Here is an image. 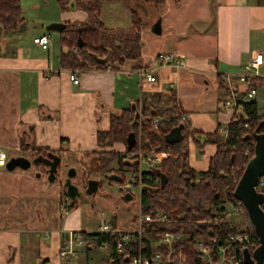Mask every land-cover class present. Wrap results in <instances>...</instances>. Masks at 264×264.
I'll use <instances>...</instances> for the list:
<instances>
[{"label":"crops","instance_id":"1","mask_svg":"<svg viewBox=\"0 0 264 264\" xmlns=\"http://www.w3.org/2000/svg\"><path fill=\"white\" fill-rule=\"evenodd\" d=\"M74 1L62 0V4L59 0H20L22 25L14 31H2L0 111L12 129L0 131V135L8 134L2 142L18 146L25 139L33 149L88 155L101 149L96 133L108 128L110 114L134 102L152 106L175 102L185 112L190 130L210 133L220 126L228 127L236 111L226 104V76H232L237 91H244L246 85L234 76L255 51L262 53L257 72L264 79V0H165L161 8L131 0L148 23L141 39L153 33L150 28L161 16V32L157 35L167 25L170 34L166 39L174 38L173 45L163 51L172 52L182 65L159 64L155 56L160 50L154 55L143 51L138 61L141 68H133V62L128 61L118 69L109 64L100 69H77L78 83L74 84L69 73L76 68L62 65L66 48L60 43L59 32L45 30L50 22L85 20L86 12ZM118 3L102 2L101 18L108 28L122 27L113 23L127 19V5L122 2V9ZM29 28L31 39L26 36ZM49 32L57 33L56 41ZM44 33L49 35L45 50L32 41ZM144 69L154 76V81L140 77ZM210 88L214 94L206 100L205 91ZM186 89H194L195 93ZM255 101L262 113L264 107H259V101H264V84L256 85ZM4 127L5 122H0V128ZM187 144L188 165L195 171L206 170L216 145L207 143L200 152L191 136ZM103 149L123 152L125 145L116 142ZM137 163L138 168H146L142 161ZM63 215L62 224H57L53 216L44 217L39 224L16 226L12 218L6 224L0 223V264H69L59 256L65 232L83 229L78 212Z\"/></svg>","mask_w":264,"mask_h":264},{"label":"trees","instance_id":"2","mask_svg":"<svg viewBox=\"0 0 264 264\" xmlns=\"http://www.w3.org/2000/svg\"><path fill=\"white\" fill-rule=\"evenodd\" d=\"M62 3V0H59ZM105 0H75L74 5L83 9L87 16L80 22L67 23L59 32L60 43L66 48L62 55V65L67 68L100 69L106 65L120 68L126 62H133V68L143 67L139 64L141 56V33L148 27L131 0L123 1L130 15L127 28L105 26L101 18L102 2ZM161 8L165 0H134ZM63 4V3H62ZM23 23L20 0H0V29L14 31ZM81 40V45L77 40ZM77 48L78 54L73 52ZM80 56V61L78 60ZM264 84V79L257 77L252 85ZM227 88V86H223ZM137 113V115H136ZM185 112L173 102L171 105L149 103L139 105L134 102L119 112L110 114L106 130H97L96 139L101 147L90 154L96 155L100 167L109 164L111 158L116 161V168L109 166L112 172L120 173L125 179V170H138L136 156L127 155L138 151H158L167 156L156 166L141 172L143 186L139 194L140 210L158 208L170 214L173 221L166 224L143 223L142 233L153 237L164 231L184 234L185 237L175 242L174 248L183 247V256L191 264H201L194 240L203 238L206 243L222 240L229 233L245 232L257 245V236L253 230L243 204L232 192L248 159L253 155V131H264V111L258 112L255 100L238 101L236 111L227 127L224 137L218 130L202 132L190 130L187 122H182ZM155 120L157 124L154 125ZM179 123H183L180 140L167 141L165 136ZM133 131L136 142L130 150L126 149L125 139ZM191 136L201 152L207 143L215 144L216 153L209 160L206 170L195 171L187 162V139ZM116 142L125 145L123 152L104 150ZM40 151V149H38ZM248 152V154H246ZM225 204L240 207L244 216V227H237L227 220ZM264 210V203L262 205ZM83 239L92 237L89 248L100 242H109V264H128L138 250H149L147 241H139L137 235L124 246L122 252L116 251L119 234L102 235L98 232H80ZM93 244V245H92ZM87 252V251H86Z\"/></svg>","mask_w":264,"mask_h":264},{"label":"rangeland","instance_id":"3","mask_svg":"<svg viewBox=\"0 0 264 264\" xmlns=\"http://www.w3.org/2000/svg\"><path fill=\"white\" fill-rule=\"evenodd\" d=\"M115 2H119L118 4L124 9L123 1L115 0ZM129 3L134 6L133 1ZM125 13L128 15L127 19L124 20L122 18L121 22H114L113 25L122 27L129 26L130 16L127 8ZM140 14L142 15V13ZM158 17L154 20L155 22ZM30 28L26 36H29L31 39L33 34ZM49 33L54 36L53 39L56 41L57 33ZM169 34L170 29L167 25H163V32L161 35L154 33L147 35V37L142 39V43L144 42V44L143 48L141 46V52L144 53L143 51H146L154 55L153 53L158 50L161 52L163 49H169L174 41V38L173 40L166 39ZM189 35L190 38L188 36L187 40L190 42L192 39L191 34ZM159 40L161 42H159ZM187 91L189 93H195L194 89H186V92ZM205 93L206 100H208L209 97L214 94L213 88L206 90ZM259 107H264V101H259ZM263 111L264 109L261 112ZM3 114L4 113L0 111V119L6 117ZM3 121L5 122V127L0 128V131H2V129L4 130L3 132L6 133L12 131V129L7 126L9 124L8 120L4 118L0 120L1 123ZM7 135L8 134L0 135V144L3 147L0 151L5 152L8 156L24 155L31 158L38 152V149H33L34 147L32 144L26 145L27 141L25 139H22L18 146L2 142ZM40 151L43 150L40 149ZM59 155L61 163L63 162L64 165L60 167L57 178L53 182H48L44 170L41 171L42 174L37 175L35 171L40 172V170H42L41 167L36 169L30 167L26 170L20 168L7 170L5 167L0 169V223L6 224L9 221L8 218H12L16 226L20 224L23 225V223L39 224L40 220L44 217L53 216L57 224H62L65 216L59 207L64 205L68 207L69 213L78 212L83 232L97 231L102 221L111 223L112 226L120 231L132 232L137 229L140 205L139 193L133 194L131 199H124L123 194L119 191L118 183L113 180H108V175L113 173L109 170V166L116 168V161L114 158H111L109 164L98 172L94 168H90L88 161L91 159L95 161L93 164L97 163L95 154L83 155L62 150ZM68 166L75 168L78 172L75 178L76 183L72 182L73 184L81 186L85 183V179L87 178L101 179L103 177L104 179L102 180L100 188L95 190L92 194L82 193L80 198L66 200L62 179L65 176V169ZM130 171V169L125 170V177ZM82 177L83 179H81ZM226 218L228 222L239 228L245 225L242 212L234 214L229 211ZM92 241L94 242L92 237L84 239L85 245L79 249L78 258L71 264H109V249H103L99 244L89 248L88 245Z\"/></svg>","mask_w":264,"mask_h":264},{"label":"built area","instance_id":"4","mask_svg":"<svg viewBox=\"0 0 264 264\" xmlns=\"http://www.w3.org/2000/svg\"><path fill=\"white\" fill-rule=\"evenodd\" d=\"M34 44L38 45L42 49H47L49 45V35L47 33L34 36L32 38ZM75 54H78L77 48L72 49ZM1 52V49H0ZM157 61L162 65H182V60L174 55L172 52L162 51L157 54ZM80 60V56H78ZM263 57L260 51L253 52L252 57L248 63L243 67L242 71L235 75L234 78L237 82L246 85V89L242 92L237 91L233 86L232 76H226L227 81V90L229 98L226 104L235 109L237 108L238 101L248 102L255 100L256 97V86H253L252 83L259 76L257 68L262 63ZM77 69H73L69 73V79L72 83H78V76L76 74ZM140 77L147 82L154 81V76L147 70H141L139 72ZM182 122H187V117L185 114L181 116ZM157 124L155 120L154 125ZM218 131L224 136H227V127L220 126ZM248 154V152H246ZM136 156V159L142 161L145 164L146 169L156 166L161 162L166 156V153L158 151H138L136 153H131L130 156ZM7 154L3 151H0V167H3L6 163ZM142 168L129 172L125 179L118 183L119 191L124 194H135L141 192L143 181L141 177V172L144 171ZM257 190L264 193V176L259 178L257 184ZM139 205V219L138 226L135 231H120L111 223L102 221L99 225V229L96 231L99 234H119V238L116 242V251L122 252L124 246L130 242L132 236L137 235L139 241H147L149 245V250H138L137 254L131 258L128 264H191L185 260L183 256V247L178 246L174 248L175 242L183 237L184 234L173 232V231H164L161 235L151 236L144 235L142 233L143 223H159L166 224L173 219L170 214L160 210L158 208H150L147 211L140 210ZM227 213L239 214L242 212L240 207L230 206L225 204ZM60 209L64 214L68 213L67 206H60ZM195 249L199 253V260L201 264H244L242 259L241 251L243 248L247 247L249 250H252L255 245L252 243V237L245 232H236L229 233L222 240H213L210 243H206L203 238L199 237L194 240ZM85 245L84 239L82 238L80 231L68 230L65 232L62 245L59 249V256L62 260L71 264L74 260L78 258V252L81 247ZM100 246L103 249H109L110 245L107 240L100 242ZM198 264V263H195Z\"/></svg>","mask_w":264,"mask_h":264},{"label":"water","instance_id":"5","mask_svg":"<svg viewBox=\"0 0 264 264\" xmlns=\"http://www.w3.org/2000/svg\"><path fill=\"white\" fill-rule=\"evenodd\" d=\"M64 22H50L45 26L47 31L60 32L65 28ZM150 30L159 34L161 32V17L159 16L156 22L152 25ZM0 29V37H1ZM78 44L81 45V40H77ZM137 115V113H136ZM184 127L183 123H179L176 127L170 130L166 134L165 138L167 141H176L182 138L181 130ZM254 146L253 155L248 159L245 164L240 177L238 178L234 188L233 196L239 200L247 213L248 219L253 226V230L257 236V245L252 250L245 247L242 249V259L244 264H264V210L262 205L264 203V193L257 190V184L259 178L264 176V131L257 132L254 130L253 133ZM136 139L133 131H130L125 139L126 149L130 150L135 144ZM60 161V157L57 154L49 152L48 157L38 154L32 159L24 155H12L6 160L4 167L7 170H13L20 168L26 170L30 168L32 163H42L48 165V182L55 180V173L57 170V164ZM76 174V170L70 167L67 171L66 179L63 186L66 187V194L69 198L76 197L75 191L76 186L71 183V178ZM117 182L122 181V178H116ZM98 188V180L89 179L87 183V194H92ZM124 199H131L132 195L124 193Z\"/></svg>","mask_w":264,"mask_h":264},{"label":"flooded vegetation","instance_id":"6","mask_svg":"<svg viewBox=\"0 0 264 264\" xmlns=\"http://www.w3.org/2000/svg\"><path fill=\"white\" fill-rule=\"evenodd\" d=\"M49 152H51V153H54V154H57L59 157H60V155H59V153L60 152H55V151H53V150H49V149H47V150H43V151H38L36 154H35V156L36 155H38V154H42L43 156H45V157H48V154H49ZM33 157H31L30 159H32ZM89 161V166H90V168H94L95 170H97L98 172H100L101 171V169H103L104 167H100V165L99 164H97V163H95V164H93L95 161L93 160H88ZM62 165H64L63 164V162L61 163V159H60V161H59V163L57 164V170H56V173H55V180H56V178H57V174H58V172L60 171V167H62ZM92 166V167H91ZM30 167H34L35 169L36 168H38V167H41L42 168V170H40V172L39 171H35V172H37V175H40V174H42L41 173V171H43L44 170V173H45V177L47 178V175H48V165H44V164H42V163H32L31 164V166ZM71 166H68L66 169H65V176L63 177V179H62V185H63V183H64V181H65V179H66V175H67V171H68V169L70 168ZM29 169V168H28ZM76 170V169H75ZM78 175V172L76 171V174L71 178V183L72 182H74V183H76V181H75V178H76V176ZM122 176L123 175H121L120 173H116V172H113V173H110L109 175H108V180H115L116 178H122ZM81 179H83V177L81 178ZM94 179V178H93ZM104 178L102 177L101 179L100 178H97L96 180H98V188H100V186H101V183H102V180H103ZM88 178L87 179H85V183L84 184H82L81 186L80 185H75L77 188H76V191H75V194H76V197H74V198H69L68 196H67V194H66V187L65 186H63V188H64V196H65V199L66 200H75L76 198H80L81 197V195H82V193L84 194H86L87 193V183H88ZM122 180H123V178H122ZM81 181H83V180H81ZM116 181V180H115ZM97 188V189H98ZM94 193V192H93Z\"/></svg>","mask_w":264,"mask_h":264}]
</instances>
